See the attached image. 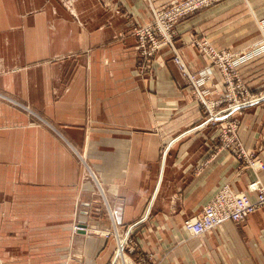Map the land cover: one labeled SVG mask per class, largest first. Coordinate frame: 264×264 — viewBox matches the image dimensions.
<instances>
[{
    "label": "crops",
    "instance_id": "obj_1",
    "mask_svg": "<svg viewBox=\"0 0 264 264\" xmlns=\"http://www.w3.org/2000/svg\"><path fill=\"white\" fill-rule=\"evenodd\" d=\"M115 1L122 13L100 0H0V212L4 205L11 212L4 219L19 220L18 234L65 236L77 215L108 228L97 185L82 174L83 156L120 226L142 220L141 245L163 264H264L263 208L198 236L185 228L222 185L242 192L257 177L264 183V101L240 113L241 139L261 166L238 174L217 130L186 133L201 111L169 52L154 75L138 70L131 22L146 24L154 6L177 0ZM262 19L264 0H224L193 14L180 27L186 63L209 66L186 43L193 32L239 50L261 38ZM241 72L253 91L264 90V53ZM15 241L14 249L27 248ZM110 253L111 243L104 259Z\"/></svg>",
    "mask_w": 264,
    "mask_h": 264
},
{
    "label": "rangeland",
    "instance_id": "obj_2",
    "mask_svg": "<svg viewBox=\"0 0 264 264\" xmlns=\"http://www.w3.org/2000/svg\"><path fill=\"white\" fill-rule=\"evenodd\" d=\"M100 1H102L103 5L113 14L123 12L122 7H120L118 1ZM181 1L182 0H177L167 4H163L162 6H154L152 10V18L146 24H140L135 21H132L131 23L133 34L137 38V66L140 74L144 75V77L150 74L154 75L156 70L155 65L158 59H160L164 51H168V54H170L169 60H171L175 64V66L179 68L180 73L186 81L188 91H190L191 95L195 99L196 104L200 107L201 116L195 123V125L186 131V133H188L193 132L195 128L199 127V124H202L203 122L210 120V118L215 117L214 100H225L233 97V100L231 102L226 101L225 105L233 103L234 98H239V100L235 101L234 103L245 101V98H243L239 94V92L244 89L245 85L246 88L249 89L251 94L264 91L263 89L259 91H253L252 88L248 85L247 81L243 78L241 72L242 65L244 63L254 59V57L264 52L256 54L253 57L248 58L240 63L237 71L226 72L223 71V68L221 66L217 65L213 61V53L210 50V46H212L215 50L217 49L219 51H228L237 55L250 52L255 46L261 45L260 43L264 41V30L261 29V25H263L264 19L258 21L262 34L261 38L254 41V43H252L251 45H247V47L239 50H230L226 48L220 49L216 47L212 40L206 35L198 34L195 32L190 34L186 39V43L194 46L196 50H198L201 55L205 56L209 61V66L200 69H193L186 63L184 53L182 51L180 27L186 21V19L191 17L193 14L207 7L210 8L212 6L218 5L224 0H216L211 3H207V7L199 8L189 14L182 13V11L178 8V4H180ZM141 36H143L144 39ZM178 56L181 57L182 62L177 61ZM212 65L217 70H219L220 77L218 81L217 78L215 80V77L212 74ZM231 91H233V93ZM11 101L14 100L11 99ZM15 102L23 107L25 106L27 110H29L31 107L29 103L22 102L24 104H21L16 100ZM249 106H253V104H250ZM244 108H241L239 111H236L233 114L235 121L234 128L237 135L236 145L238 150H250L245 145L240 136V132L243 129L244 125L240 113L243 112ZM33 122H36V120H33ZM210 127L214 128V133L216 134V126L211 123L205 125V127H199V129L197 130L207 129ZM254 153H256V151H254ZM82 157L80 158L83 169L82 174L85 177H88V179L91 178L93 184L97 185V187H95V191L97 190L96 192L98 193V195H100L98 197L102 198L104 205L103 218L111 221L110 225H108V228H100L101 231L105 232L104 234L106 236H102L99 229L91 228L89 222L85 223L84 221H81V218H83V216L79 215L75 217V222L72 229L70 231H66L65 236H63L62 233L59 236V234L53 232L42 235L38 233H30L29 229H27L29 231L26 234H18V232L23 231V229L18 230L17 228H12V225L18 223L19 220H5L4 218L10 216L11 212L10 210L5 209L6 207L2 205L3 208L0 212L1 264H57L56 261L59 260L58 262H62L65 259L66 262L70 260L73 261L72 263L74 264H91V261L87 256V251L84 250H86L87 243L90 242L89 244H91L90 240L93 239L92 236H95L96 238L98 236L99 239H101L98 242L95 239L96 245H94V248L92 249V251L95 248L97 249V257L95 258L94 264H125V258L127 259L128 256L133 259V261L137 263L139 262L141 264H163V260L165 259L164 256L160 258L157 256V253L148 252L146 249H143L141 245V236L139 234L140 228L138 226L142 220L137 221V223H133L127 227L120 226V223H118L120 214L116 211V206L111 202V200L109 201V199H107V196L105 197V194L99 189L97 181H94L95 176L93 175V172L87 168L86 161L83 160ZM76 227H79L80 229L77 230ZM46 236H49L50 238L47 239ZM122 238H127L123 249L125 250V252H123V254L117 253L118 244L119 241L122 240ZM13 239L14 241L16 239L18 242L20 241L19 244H21V242H25L27 248L23 250V245L21 244L20 250L14 249V244L16 243L13 244ZM63 240L67 241L63 242ZM110 243L113 253L112 255L110 253L107 259H104L105 253L110 247Z\"/></svg>",
    "mask_w": 264,
    "mask_h": 264
},
{
    "label": "built area",
    "instance_id": "obj_3",
    "mask_svg": "<svg viewBox=\"0 0 264 264\" xmlns=\"http://www.w3.org/2000/svg\"><path fill=\"white\" fill-rule=\"evenodd\" d=\"M213 1L216 0H182L180 4H178V8L182 11V13L189 14L199 8L207 7V3H211ZM261 29L264 30V23L261 25ZM141 37L144 39L143 36ZM260 44L261 45L255 46L250 52L239 55L228 51L215 50L212 46H210V50L213 53V61L217 65L221 66L223 71L234 72L238 70L240 63L256 54L264 52V41ZM177 61L182 62L180 56H178ZM231 92L233 93V91ZM239 94L245 98V101L234 103L239 100V98H234V104L231 103L229 105H225V102H231L233 97L225 100H214L215 117L199 124V127H205V125L210 123L216 126L219 141H221L220 148H228L234 151V155L238 160L237 171L238 174H241L246 168H251L252 170L257 171L261 166V160L259 158L260 155L258 153H254V151L237 149V135L234 128L235 121L233 114L245 106L247 107L250 104L254 105L256 103L263 102L264 91L251 94L245 85L244 89H242ZM199 127L195 129H199ZM247 186V191L239 192L236 191L230 183L222 185L207 201L202 210L187 221L186 229L188 232L193 236H198L213 230L221 224L228 222V220L242 223L249 217L250 213L257 211L260 208L264 209L263 181L257 177V179L250 181ZM250 194H255V196L252 198ZM131 260L133 264H141L133 261V259Z\"/></svg>",
    "mask_w": 264,
    "mask_h": 264
},
{
    "label": "bare ground",
    "instance_id": "obj_4",
    "mask_svg": "<svg viewBox=\"0 0 264 264\" xmlns=\"http://www.w3.org/2000/svg\"><path fill=\"white\" fill-rule=\"evenodd\" d=\"M91 168V167H90ZM87 171H88V169H87ZM92 171V170H91ZM89 173V172H88ZM102 182V181H101ZM97 183H98V185H99V189L101 190V191H103V193H105V190L103 189V186H102V184L100 183V181H99V179L97 180ZM106 194V193H105ZM106 196V195H105ZM101 208V207H100ZM102 210V209H101ZM110 214V213H109ZM114 219V218H113ZM95 220V219H94ZM82 221V220H81ZM86 222V221H85ZM116 222V221H115ZM94 225V224H93ZM116 226V225H115ZM118 226V225H117ZM104 227H106V226H104ZM108 227V226H107ZM114 227V226H113ZM77 228V230H79L80 228L79 227H76ZM83 228V227H82ZM117 228V227H116ZM81 230H84V229H81ZM99 231H100V233H101V235L102 236H106L104 233V231H101L100 229H99ZM91 238V237H90ZM94 238V237H93ZM95 239H97V238H94L93 240H94V245H96V243H95ZM102 239H103V237H102ZM99 240H101V239H99ZM126 240H127V238H122V240H120L119 241V244H118V252L117 253H121V254H123V252H124V250H123V247L125 246V243H126ZM117 246V245H116ZM98 248V247H97ZM97 249L95 248L92 252L90 251V244L89 243H87V245H86V250H84V251H87V256L89 257L88 259L91 261V263L92 262H94L95 261V258H96V251ZM117 255H119V254H117ZM121 262V261H120ZM125 264H133V262H132V260H131V258H125V262H124Z\"/></svg>",
    "mask_w": 264,
    "mask_h": 264
}]
</instances>
